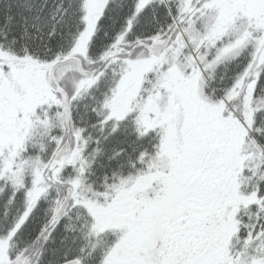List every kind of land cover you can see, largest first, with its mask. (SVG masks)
Listing matches in <instances>:
<instances>
[{
	"label": "snow or ice",
	"instance_id": "6c2138e0",
	"mask_svg": "<svg viewBox=\"0 0 264 264\" xmlns=\"http://www.w3.org/2000/svg\"><path fill=\"white\" fill-rule=\"evenodd\" d=\"M0 264H264V0H0Z\"/></svg>",
	"mask_w": 264,
	"mask_h": 264
}]
</instances>
